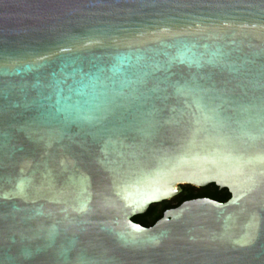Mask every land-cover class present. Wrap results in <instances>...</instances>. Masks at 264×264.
Returning a JSON list of instances; mask_svg holds the SVG:
<instances>
[{"label": "water", "instance_id": "water-1", "mask_svg": "<svg viewBox=\"0 0 264 264\" xmlns=\"http://www.w3.org/2000/svg\"><path fill=\"white\" fill-rule=\"evenodd\" d=\"M0 264H264V0H0Z\"/></svg>", "mask_w": 264, "mask_h": 264}, {"label": "trees", "instance_id": "trees-1", "mask_svg": "<svg viewBox=\"0 0 264 264\" xmlns=\"http://www.w3.org/2000/svg\"><path fill=\"white\" fill-rule=\"evenodd\" d=\"M230 194L227 189H219L214 184H209L204 187H194L183 185L182 191L170 200L161 203L151 204L143 214L136 215L132 218L135 223H140L142 226L149 227L158 220L166 209L174 208L183 201L207 197L219 202H223L229 198Z\"/></svg>", "mask_w": 264, "mask_h": 264}]
</instances>
